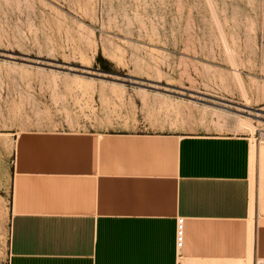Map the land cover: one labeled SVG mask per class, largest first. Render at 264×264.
Wrapping results in <instances>:
<instances>
[{
	"label": "rangeland",
	"instance_id": "obj_1",
	"mask_svg": "<svg viewBox=\"0 0 264 264\" xmlns=\"http://www.w3.org/2000/svg\"><path fill=\"white\" fill-rule=\"evenodd\" d=\"M91 127L264 150V0H0V264L16 138Z\"/></svg>",
	"mask_w": 264,
	"mask_h": 264
},
{
	"label": "crops",
	"instance_id": "obj_2",
	"mask_svg": "<svg viewBox=\"0 0 264 264\" xmlns=\"http://www.w3.org/2000/svg\"><path fill=\"white\" fill-rule=\"evenodd\" d=\"M10 185L7 264L264 261V150L247 135L27 131Z\"/></svg>",
	"mask_w": 264,
	"mask_h": 264
},
{
	"label": "built area",
	"instance_id": "obj_3",
	"mask_svg": "<svg viewBox=\"0 0 264 264\" xmlns=\"http://www.w3.org/2000/svg\"><path fill=\"white\" fill-rule=\"evenodd\" d=\"M181 240H182V231H181L180 226H179V228L177 230V233H176V245L177 246L181 245ZM254 264H264V261L263 260H258V261H255Z\"/></svg>",
	"mask_w": 264,
	"mask_h": 264
},
{
	"label": "bare ground",
	"instance_id": "obj_4",
	"mask_svg": "<svg viewBox=\"0 0 264 264\" xmlns=\"http://www.w3.org/2000/svg\"><path fill=\"white\" fill-rule=\"evenodd\" d=\"M253 153H254V147H252V155H253ZM247 264H249V261L247 262Z\"/></svg>",
	"mask_w": 264,
	"mask_h": 264
}]
</instances>
